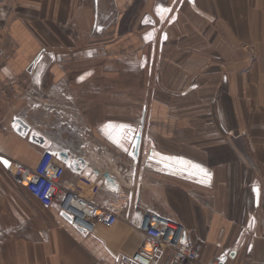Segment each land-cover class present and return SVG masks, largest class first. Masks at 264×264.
I'll list each match as a JSON object with an SVG mask.
<instances>
[{
    "label": "crops",
    "instance_id": "0c3cea01",
    "mask_svg": "<svg viewBox=\"0 0 264 264\" xmlns=\"http://www.w3.org/2000/svg\"><path fill=\"white\" fill-rule=\"evenodd\" d=\"M0 2L12 4L0 16V77L28 80L1 101L11 164L0 161V264H133L150 212L185 226L199 264L264 260V0ZM158 6L171 9L163 20ZM15 119L50 147L17 133ZM109 122L143 126L138 161ZM46 150L104 163L92 168L119 190L101 185L93 199L122 208L114 226L86 234L17 181L16 165L34 168ZM154 153L191 165L165 169ZM82 176L67 168L62 184L77 189Z\"/></svg>",
    "mask_w": 264,
    "mask_h": 264
},
{
    "label": "built area",
    "instance_id": "2783aa9c",
    "mask_svg": "<svg viewBox=\"0 0 264 264\" xmlns=\"http://www.w3.org/2000/svg\"><path fill=\"white\" fill-rule=\"evenodd\" d=\"M7 56V50L0 46V70ZM28 82L26 78L0 77V108L2 99ZM33 97V95H32ZM55 151L46 150L34 168L16 165L13 175L44 206L58 204L59 210L71 216L72 225L86 234L95 231L98 224L114 226L122 214L117 204L108 207L99 205L93 197L101 190V185L82 176L77 189L65 187L62 179L66 165L56 156ZM51 172V173H50ZM87 190L91 195L84 197ZM141 230L146 242L132 255L133 264H155L166 253V264H199V252L186 238V228L179 222L168 220L155 213L145 215ZM208 264H219L211 260ZM257 264H264V260Z\"/></svg>",
    "mask_w": 264,
    "mask_h": 264
},
{
    "label": "water",
    "instance_id": "95a60500",
    "mask_svg": "<svg viewBox=\"0 0 264 264\" xmlns=\"http://www.w3.org/2000/svg\"><path fill=\"white\" fill-rule=\"evenodd\" d=\"M14 129L17 133L20 135L26 137L27 135H30V140L33 143H36L44 148L50 147V142L40 133H38L35 130H32L30 126L25 124L20 119H15L14 121ZM138 135V148L135 150V161H138L139 158V152L141 147V140L143 136V126H141L140 130L137 132ZM134 150V149H133ZM56 156L66 165V167L70 170L76 171L78 173H81L84 177L89 178L92 181H96L99 185H105L106 187L112 189V190H119V183L117 182L116 178L111 174L110 171H104L102 172L98 168H91L87 164V162L83 158H73L71 154L67 151H57L54 152ZM0 161L3 163V160L9 161L8 165L11 164V161L3 156L0 155ZM61 215L70 223H72V218L70 215L61 212ZM80 230V229H79ZM82 231V230H81ZM184 236V241H185ZM227 257H223L219 264H226Z\"/></svg>",
    "mask_w": 264,
    "mask_h": 264
},
{
    "label": "snow or ice",
    "instance_id": "6c2138e0",
    "mask_svg": "<svg viewBox=\"0 0 264 264\" xmlns=\"http://www.w3.org/2000/svg\"><path fill=\"white\" fill-rule=\"evenodd\" d=\"M170 8H166L163 6H158L156 9L157 15L160 16L161 20L165 19V13L170 12ZM175 19V17H173ZM145 23H154L150 18H146ZM155 35V33H150L146 35V39H150ZM166 38V36H165ZM105 129H113V130H120L119 135H112L111 133H108L109 138L119 145L121 148H123L125 151H128V149L125 147V143H129L133 146V152L131 153L133 156H135V150L138 148V135H137V130L134 129L131 125H125V124H120V125H114L112 122H109L107 125L104 126ZM154 156H159L160 160L159 163L163 164L165 169H170L173 165L172 162H178L186 165H191L190 161H184L182 158H177V157H168V156H163L162 154H157L154 153ZM2 159V158H0ZM3 163L5 165L9 164V161L3 160ZM192 167L199 168L200 171L204 172L206 175L209 176L210 174L207 173L205 169L200 168L199 165H192ZM207 182V181H203ZM257 193H259V189L257 188Z\"/></svg>",
    "mask_w": 264,
    "mask_h": 264
},
{
    "label": "rangeland",
    "instance_id": "374dc122",
    "mask_svg": "<svg viewBox=\"0 0 264 264\" xmlns=\"http://www.w3.org/2000/svg\"><path fill=\"white\" fill-rule=\"evenodd\" d=\"M11 5H12V4H11L10 2H8V3H6V4L0 2V16H1L2 18H5V17H6V14H9L10 9L12 8ZM81 150H82V152H83V153H81V154H83V155H85V156L87 157V146H83V147H81ZM113 153H114V152H113ZM115 155H119V158H120L121 162L123 161V156H122V154H120V153L118 152V153L115 154ZM115 161H116V157L114 156V157L112 158L111 161H108V163L111 165V164H113ZM91 166H92V167H101V168H102V167H105L104 163H102V162H97V161L94 160V159H93V161H92V163H91ZM92 167H91V168H92ZM111 167H112V165H111Z\"/></svg>",
    "mask_w": 264,
    "mask_h": 264
},
{
    "label": "bare ground",
    "instance_id": "6f19581e",
    "mask_svg": "<svg viewBox=\"0 0 264 264\" xmlns=\"http://www.w3.org/2000/svg\"><path fill=\"white\" fill-rule=\"evenodd\" d=\"M51 173V172H50Z\"/></svg>",
    "mask_w": 264,
    "mask_h": 264
}]
</instances>
